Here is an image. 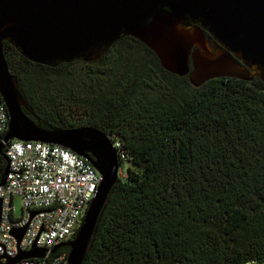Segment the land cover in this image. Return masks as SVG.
Segmentation results:
<instances>
[{"label": "trees", "instance_id": "obj_1", "mask_svg": "<svg viewBox=\"0 0 264 264\" xmlns=\"http://www.w3.org/2000/svg\"><path fill=\"white\" fill-rule=\"evenodd\" d=\"M3 49L35 121L95 126L127 153L82 264H264V81L193 86L133 36L59 66Z\"/></svg>", "mask_w": 264, "mask_h": 264}, {"label": "water", "instance_id": "obj_2", "mask_svg": "<svg viewBox=\"0 0 264 264\" xmlns=\"http://www.w3.org/2000/svg\"><path fill=\"white\" fill-rule=\"evenodd\" d=\"M124 36H133L155 52L164 69L185 76L193 86L217 77L264 81V0H0V97L8 129L0 141H42L71 149L100 173L95 196L69 246L66 264H82L97 219L119 177V158L111 138L95 126L46 128L28 112L18 78L9 70L3 44L9 42L32 62L59 66L96 61ZM28 112H27V111ZM25 227L13 230L18 241ZM34 246L8 258L44 257Z\"/></svg>", "mask_w": 264, "mask_h": 264}, {"label": "built area", "instance_id": "obj_3", "mask_svg": "<svg viewBox=\"0 0 264 264\" xmlns=\"http://www.w3.org/2000/svg\"><path fill=\"white\" fill-rule=\"evenodd\" d=\"M9 114L0 97V136L8 129ZM118 158L127 153L119 139L112 141ZM11 160L5 185H0V264H66L68 253L51 249L75 235L101 180L99 171L71 149L42 141L12 139L5 145ZM119 167V175H122ZM16 198L20 213L16 215ZM25 227L20 241L13 230ZM34 246L44 257L8 258Z\"/></svg>", "mask_w": 264, "mask_h": 264}, {"label": "rangeland", "instance_id": "obj_4", "mask_svg": "<svg viewBox=\"0 0 264 264\" xmlns=\"http://www.w3.org/2000/svg\"><path fill=\"white\" fill-rule=\"evenodd\" d=\"M129 164H128V162L126 161L125 163H124V165H123V168H122V175H125V169H126V167L128 166ZM15 205H16V215H18L19 213H20V201H19V199L18 198H16V200H15Z\"/></svg>", "mask_w": 264, "mask_h": 264}, {"label": "flooded vegetation", "instance_id": "obj_5", "mask_svg": "<svg viewBox=\"0 0 264 264\" xmlns=\"http://www.w3.org/2000/svg\"><path fill=\"white\" fill-rule=\"evenodd\" d=\"M65 247H69V246H65Z\"/></svg>", "mask_w": 264, "mask_h": 264}]
</instances>
